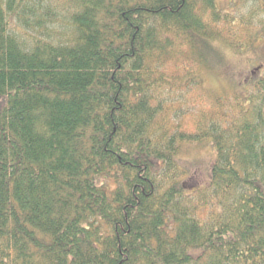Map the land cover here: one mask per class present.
Segmentation results:
<instances>
[{
	"label": "trees",
	"instance_id": "1",
	"mask_svg": "<svg viewBox=\"0 0 264 264\" xmlns=\"http://www.w3.org/2000/svg\"><path fill=\"white\" fill-rule=\"evenodd\" d=\"M223 17L215 0H0V264H264V71L194 134L170 107L202 88ZM205 143L193 186L179 151Z\"/></svg>",
	"mask_w": 264,
	"mask_h": 264
},
{
	"label": "rangeland",
	"instance_id": "2",
	"mask_svg": "<svg viewBox=\"0 0 264 264\" xmlns=\"http://www.w3.org/2000/svg\"><path fill=\"white\" fill-rule=\"evenodd\" d=\"M215 2L224 16L220 22L223 39L212 47V52L217 58L200 68L202 88H195L189 94L184 90L180 91L181 93L172 99L173 104L170 106L172 115L175 112L178 118L175 121L177 124L180 123L179 131L182 133L194 134L196 122L201 118L200 109L210 110L209 103L213 97L225 98L226 106L235 104L233 100L240 95L246 96L251 91L249 87L251 80L256 79L264 71V36L250 39L247 31L251 26L259 27L260 19H264L263 4L260 0ZM252 34L254 33H251V37ZM230 43L238 46L232 49ZM248 45L251 50L245 51L243 48L246 49ZM181 63L179 60L178 64ZM254 65L258 66V70L254 69ZM259 68L262 71H259ZM194 95L200 99L196 101ZM214 159L215 154L209 143L183 144L179 151V167L188 171L189 175L185 177L188 179L187 183L193 186L204 183Z\"/></svg>",
	"mask_w": 264,
	"mask_h": 264
}]
</instances>
